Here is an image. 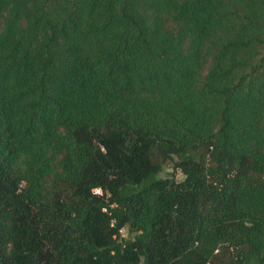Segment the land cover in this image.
<instances>
[{"label":"trees","instance_id":"trees-1","mask_svg":"<svg viewBox=\"0 0 264 264\" xmlns=\"http://www.w3.org/2000/svg\"><path fill=\"white\" fill-rule=\"evenodd\" d=\"M0 264H264V0H0Z\"/></svg>","mask_w":264,"mask_h":264},{"label":"rangeland","instance_id":"rangeland-1","mask_svg":"<svg viewBox=\"0 0 264 264\" xmlns=\"http://www.w3.org/2000/svg\"><path fill=\"white\" fill-rule=\"evenodd\" d=\"M173 175H175V177L178 181H182L184 179V175L180 171H177V172L174 171L173 163L165 164L164 170L161 173V176L172 177ZM121 233H122L123 238L130 239L133 237V233L130 232L128 227L124 228Z\"/></svg>","mask_w":264,"mask_h":264},{"label":"built area","instance_id":"built-area-1","mask_svg":"<svg viewBox=\"0 0 264 264\" xmlns=\"http://www.w3.org/2000/svg\"><path fill=\"white\" fill-rule=\"evenodd\" d=\"M94 193H95V194H101V190H100V189H95V190H94Z\"/></svg>","mask_w":264,"mask_h":264}]
</instances>
